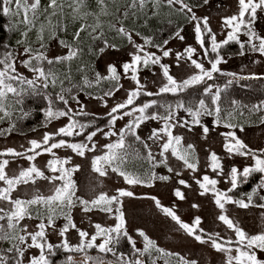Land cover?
Segmentation results:
<instances>
[{"label":"snow or ice","instance_id":"obj_1","mask_svg":"<svg viewBox=\"0 0 264 264\" xmlns=\"http://www.w3.org/2000/svg\"><path fill=\"white\" fill-rule=\"evenodd\" d=\"M95 3L98 11L93 12L88 10V0H47L46 4L42 0H0V15L9 18V30L19 35L16 40L19 50L5 46V51L0 54V121L11 120L14 110L20 111L19 119L28 118L30 112L22 107L26 97L38 98L45 103V127L62 118L67 121L54 132H44L41 139L29 140L28 146H21L20 151L15 148L0 151V264H25L26 259L27 264H53L52 257L61 249L70 253L65 258V264H106L103 257L89 255V250L93 248L105 255L111 253L115 259L107 261V264H146L143 257H151L153 251L160 256L152 258L151 264H156L161 256H176V264H197V261L187 260L179 253L160 249L142 230H138V234L143 238L144 246L142 249L136 247V241L125 228L126 221L122 211V198L135 197L133 191L117 189V194L112 196L102 192L90 200L77 195V184L73 175L79 171V165L72 164L71 156L60 157L56 150H70L83 158L86 153L97 151V141L94 138L98 134H102L109 142L102 146L101 154L92 157L93 172L100 177H106L111 171L122 177L129 186L145 187H153L156 182H167L172 178L171 175L157 174L155 169L159 167L166 168L169 174H174L177 178L182 176L183 171L192 173L198 194L211 195L214 205L220 210L216 219L234 232V240L225 239L218 232L205 231L201 227L200 216L187 223L177 214L175 207L163 206L155 196L143 198L153 200L156 207L174 221L184 234L200 244H208L215 251L224 253L225 264H264V259L258 258V251L264 252V231L249 235L229 217L226 207L234 205L240 209H264V195L261 194L264 192V149L250 148L236 132V129L243 132L244 125L234 122L236 114L242 116L246 109L249 115L262 114L258 121H249L250 124L264 125V100L248 106L232 99L227 108L222 105V91L228 86L239 80H264V76L223 73L219 67L222 63H227L221 50L230 43L239 45L241 56L246 52L264 56V36H260L254 28L258 11L264 12V0H238V12L222 18V29L226 33L222 40L217 39V34L209 26V18L198 17L194 11L195 7L208 4L209 0H201L195 5L189 0H95ZM149 6L152 16L158 15L161 7H167L194 23L196 42L210 67L206 68L199 59H194L197 50L188 46L183 52L176 53L177 66L182 60L187 61L195 71L186 79L177 80L170 74L169 65L161 63L163 57L172 54L171 49L165 47L167 40L162 44H153L151 38L141 37L143 44L136 43L134 36L140 37L141 34L135 28L129 29L126 21H134L143 15L146 23ZM66 9L71 11L66 12ZM90 17L91 23L88 22ZM102 17L112 19L105 20ZM69 23H78L79 26L72 32L71 39L66 40L60 37V33L68 32ZM106 29L114 32L122 41H127L134 51L129 53L130 59L120 69L115 64H108L107 74L102 75L91 68L90 62L84 61V56L99 55L109 48L119 50L118 44L107 39ZM182 31L183 29H177L175 37L183 40ZM31 33H35V41L30 39ZM82 34L90 41L102 42V46L95 49L88 46L86 49ZM241 35L247 39L241 41ZM50 40H57L60 47L67 50L66 53L50 57ZM150 46L155 47L161 54L148 51ZM18 65L31 73V77L20 72ZM156 65L162 71L164 82L158 91H147L146 85L141 82L140 72ZM74 72L79 74V81L74 80ZM216 73L231 77L224 89L208 83L215 79ZM122 77L130 79L135 86L126 90V98L122 102L110 107L106 113L107 123L103 127L98 126L96 121L99 117L85 110L86 105L81 102L80 95L95 99L108 108L109 99L124 87L121 83ZM198 85H204L203 92L194 104L186 105L183 100L174 104L161 103L156 99L137 103L142 96H178ZM71 102H75L76 107ZM160 108L164 109L163 113L159 111ZM180 111L186 113L188 118H181ZM205 116L213 118L214 127L229 129L220 133L224 137V151L229 157L240 156L253 161L243 169L233 166L225 173L221 157L214 151L208 152L206 167L216 177L225 178V182L230 185L226 190L217 187L219 179L207 174L196 175L200 171V157L196 145L185 144L184 137L175 134L177 128L191 132L194 127L199 126L202 137L207 139L210 128L202 122ZM87 117L91 119H85ZM125 117L129 118L126 124L117 129V121L124 120ZM149 120L161 122V126L154 128L148 137L158 145V154H154L151 146L137 133V129ZM14 130L16 123L12 122L7 129H0V135L10 134ZM76 137L81 139L76 140ZM138 145L142 146L144 154H141ZM43 155L51 157L47 161L46 170H42L35 163ZM170 157L180 162L182 170L169 166ZM18 160L27 161L28 166L21 167L14 175H9L7 169L10 162ZM134 160L148 164L149 167L143 174L130 171L126 167ZM256 173L261 174L260 181L251 192L239 197L232 195ZM39 181H46L50 186L48 194L41 191ZM177 183L183 188L192 187L182 178ZM21 186H30L31 195H14ZM173 195L180 201L186 199L185 192L179 187L173 189ZM77 207L85 213L99 209L113 214L117 222L112 227L95 224L96 232L90 236L87 231L77 228L72 219V211ZM199 207L198 204H192V208ZM261 215L264 217V213ZM60 219L65 221L59 229L61 242L50 243L48 230L54 229L56 221ZM25 221H36L34 229H30ZM70 229L78 232L80 242L76 245L70 244L66 237ZM98 237L103 238L99 244L96 243ZM122 237L131 245L132 252L129 256L114 250ZM30 249H37L38 255L26 257ZM71 254H77L81 259L77 261ZM165 264H170V261L165 260Z\"/></svg>","mask_w":264,"mask_h":264},{"label":"rangeland","instance_id":"obj_2","mask_svg":"<svg viewBox=\"0 0 264 264\" xmlns=\"http://www.w3.org/2000/svg\"><path fill=\"white\" fill-rule=\"evenodd\" d=\"M47 3V0H46ZM198 17L207 16L209 18V26L212 31L217 34V39L222 40L225 37V30L222 29V18L225 16H231L238 12V0H214L208 5L201 8H194ZM255 31L264 36V12L257 13V19L254 24ZM184 37L183 40L174 38L165 46L167 49H171V55L169 57H163L161 63L169 65V72L177 80L186 79L192 75L195 69L190 65V62L181 61L177 66L176 53L183 52L188 46L196 48V54L194 59H199L204 63L205 67H210L207 60L203 57V51L196 42L194 23H189L181 32ZM136 43L143 44V42L134 36ZM241 41L247 39L246 36H240ZM57 52L59 50L56 49ZM134 51L131 45L121 50H110L103 54L99 61L101 70L107 73L108 64H115L118 69L120 66L130 59L129 53ZM148 51L155 52L157 55L161 53L156 48H148ZM221 54L227 60V63H222L219 67L223 73H237L240 76H249L255 74L257 76H264V56H260L259 53L246 52L245 55H233L224 54L221 50ZM259 61V62H257ZM18 70L24 75L31 77L29 73L22 66L18 65ZM141 82L146 85L147 91L156 92L158 88L164 82L162 71L159 65L145 68L140 72ZM123 89L116 93L114 97L109 99L108 108H105L99 101L91 99L89 97H81L80 100L86 105L85 110L97 115H106L107 111L112 105L117 102H122L126 98V90L132 89L135 85L127 78L122 77ZM76 107L75 104H72ZM181 118H188L186 114L181 115ZM129 118L125 117L124 120L117 121L116 128L123 127ZM202 122L210 128L207 139L202 137V130L199 126L193 128L191 132L184 128H177L175 134L182 135L184 137L185 144L194 143L197 148L198 155L200 157V171L196 175L207 174L213 178L220 180L217 185L218 188L226 190L230 185L225 182L224 177H216L210 169L206 167V161L209 151H214L221 157L222 164L224 166L225 173L235 166L243 169L245 166H249L253 163L251 158H245L240 156L229 157L224 151L223 143L224 137L220 135L222 132L229 131L224 127H214L207 119H203ZM67 121L60 119L51 122L43 129L36 131L33 134L21 136L13 135L8 138H0V151L6 148H15L16 150H22L21 146L27 147L28 141L31 139H41L44 132H54L57 128L63 126ZM161 122L149 120L143 123L139 132L140 135L148 142L154 154H158V145L153 143L148 137L154 128H159ZM107 130V129H105ZM237 135L242 139L250 148L254 150L264 149V125L257 127L244 128L243 132L236 129ZM97 141V151L95 153H86L85 157L81 158L76 156L70 150L59 149L57 155L60 157L71 156L72 164L79 165V171L74 173L73 179L77 184V195L82 196L85 199H93L100 193H107L109 196L116 195L117 189L131 190L135 193V197H124L122 211L126 221L125 228L128 234L136 241L137 248H143V238L139 236L138 230H142L150 239L155 241L157 247L163 249L165 252L179 253L180 256L187 260H195L197 264H225V254L215 251L208 244H200L192 237L187 236L181 230L178 229V225L172 221L169 217L165 216L160 209H158L153 200L143 197L155 196L165 207H175L177 214L181 219L187 223H191L196 216L202 218L201 227L207 232H218L221 237L225 239H235V234L231 230L227 229L216 218L220 213V210L214 205L211 195L200 196L198 194V187L192 179V173L183 171L182 176L179 178L188 181L192 187L183 188V186L177 183V178L174 174H171V179L167 182L156 183L153 187L145 186H129L123 178L116 173L109 171L106 177H100L97 173L92 171L91 160L94 155L102 153V146L109 141L106 140L102 134H98L94 138ZM115 139V138H112ZM51 157L43 155L37 158L36 164L42 170H46L47 161ZM28 162L24 160H18L10 162L7 171L9 175L18 173L21 167H27ZM169 166L176 170H182L180 162L175 158L170 157ZM38 185L44 194H48L49 185L46 181H39ZM181 188L185 192L186 199L184 201L178 200L173 195L174 188ZM31 195V187H24L18 190L14 195L24 196ZM198 204L199 208H192V204ZM227 214L233 219L245 232L249 235H254L264 231V217L261 213H264V209L257 207H250L248 209H240L234 205H227ZM72 219L77 225V228L87 231L89 235H93L96 232L95 224H100L102 227H112L117 222L113 214L94 209L91 212L85 213L79 207L73 209ZM30 225V229H34L36 221H25ZM65 221L63 219L57 220L54 229L48 230V240L50 243L61 242L59 236V229L63 227ZM66 237L70 244L76 245L80 242L78 232L75 229H70L66 233ZM103 240L102 237H98L96 243L99 244ZM117 252V251H116ZM118 253V252H117ZM235 254V253H233ZM31 255H38L37 249H30L26 254V257ZM127 256V255H126ZM258 258L264 259V252L258 251ZM115 258H111L113 261ZM107 264V261H105ZM27 264V259L25 261Z\"/></svg>","mask_w":264,"mask_h":264},{"label":"trees","instance_id":"obj_3","mask_svg":"<svg viewBox=\"0 0 264 264\" xmlns=\"http://www.w3.org/2000/svg\"><path fill=\"white\" fill-rule=\"evenodd\" d=\"M214 0H209V3ZM122 2V0H120ZM191 4H198L201 2V0H189ZM43 4H46V0H42ZM208 3V4H209ZM89 4V11H98V8L96 6L95 0H88ZM206 4V5H208ZM206 5L195 7V8H201ZM71 9H66V12H70ZM148 19L145 23V17L143 15L140 16L139 19H135L134 21L132 19L126 21V26L129 29L135 28V31H138L141 36L137 37L142 42L143 40L141 37H148L151 38L153 41V44H162L164 40H167L168 42L175 38V32L177 29H184L190 22L179 13H176L174 11L169 10L167 7H161L159 10V14L156 16H152V9L151 6H149L148 11ZM102 19L108 20L112 19L111 17H102ZM89 23L92 22V18H89ZM9 18L4 17L0 15V54H2L5 51V46H9L11 49H16V40L19 39V35L16 32L9 30ZM79 24H71L69 23V30L67 33H60V37L66 40L71 39V34L75 30L76 27H78ZM84 36V34H82ZM106 37L107 39L112 42L116 43L119 46V50L127 48L129 44L127 41H122L119 37L115 35L114 32H108L106 29ZM30 39L35 41V33L30 34ZM84 46L87 49L88 46L93 47L94 49L98 46H102V42L100 41H90L87 39L86 36H84ZM148 48H155V47H148ZM59 50V52L56 51ZM114 51V49L109 48L107 51ZM66 49H63L60 47L57 40H50L48 43V55L50 57L56 56V55H63L66 53ZM224 54H233V55H239V45L236 43H230L229 45L225 46V48L222 49ZM99 55H91L86 54L84 56L85 62H90V66L95 71L100 72L102 75H106L107 73L103 72L99 66V61L103 54ZM59 67V66H58ZM74 80L79 81L80 76L77 73H73ZM215 79L213 81H208L209 84H215L221 89H224L225 84L231 77L227 75H222L220 73L214 74ZM122 83V80H121ZM204 85H198L195 88H190L187 92L181 93L178 96H173L171 94H165L163 96H153V97H146L142 96L140 100L137 101V103L156 99L160 101L161 103H175L178 100H183L185 104H194L201 96L203 92ZM58 90V89H57ZM55 91V90H53ZM81 97H86L85 95L81 94ZM232 99L240 101L243 105L251 106L253 104L259 103L261 100H264V80H239L237 82H234L230 86H228L224 91H222V105L223 107H228V102ZM72 104H75V102H71ZM58 107H62V105H57ZM23 109L25 111H29L30 115L26 119H19L21 113L19 110H14V114L11 120H3L0 121V129H7L10 125V123L15 122L16 123V130L12 131L10 134L7 135H0V138H8L13 135H21L26 136L35 133L36 131H39L43 129L45 126V119L43 115V109L46 107L45 103L38 99L33 97H26ZM151 111V110H150ZM159 111L161 113L164 112L163 108H160ZM183 111L179 112V116L184 115ZM259 115L262 114H255V115H249L248 111L245 109L244 114L241 116L238 113L235 116L234 122L242 123L244 125V128H250V127H257L260 126L258 123H249V121L255 122L258 121ZM99 119L96 121L98 126L103 127L107 123L106 115H97ZM85 119H91V117H87ZM203 119H207L209 122L212 123L213 118L212 117H203ZM138 135L142 138V140L146 141L139 132V129H137ZM76 140H80V137H76ZM147 142V141H146ZM148 143V142H147ZM141 150V154H144V149L142 146H139ZM153 152V151H152ZM126 167L130 171L138 172L140 174H143V172L149 167L146 162H142L139 160L130 161ZM157 174L159 175H171L167 172V169L164 167H159L155 169ZM261 174L256 173L253 174L252 177L249 178L248 183L243 184L240 186V188L233 193L232 195L239 197L240 195L244 193L251 192L252 188L256 186V184L260 181ZM160 183V182H156ZM155 183V184H156ZM264 195V192L261 193ZM57 244V243H53ZM6 246V245H3ZM137 247V246H136ZM115 251L118 253H124L125 255L129 256L132 252L131 245L128 243L126 238H121L119 244L115 246ZM67 255H70V253H65L62 249L57 251L56 256L52 257L53 264H65V258ZM74 255L75 259L79 261L81 257L77 254H71ZM89 255L92 256H100L103 257L105 261H110L113 256L111 253L105 255L104 253L98 252L97 249L93 248L89 250ZM157 256H160L159 253H156L155 251L152 252L151 257L145 256L143 259L146 261V264H151V259L156 258ZM165 260L170 261V264H176L177 257L171 256V257H164L161 256V258L156 260V264H165Z\"/></svg>","mask_w":264,"mask_h":264}]
</instances>
